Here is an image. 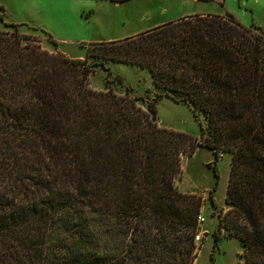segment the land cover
I'll use <instances>...</instances> for the list:
<instances>
[{"label":"trees","instance_id":"obj_1","mask_svg":"<svg viewBox=\"0 0 264 264\" xmlns=\"http://www.w3.org/2000/svg\"><path fill=\"white\" fill-rule=\"evenodd\" d=\"M18 29L0 30V264H192L201 196L173 180L197 146L230 155L214 244L223 228L238 264H264V29L193 13L83 57ZM108 62L146 69L202 115L199 136L159 126L153 102L90 87Z\"/></svg>","mask_w":264,"mask_h":264},{"label":"rangeland","instance_id":"obj_2","mask_svg":"<svg viewBox=\"0 0 264 264\" xmlns=\"http://www.w3.org/2000/svg\"><path fill=\"white\" fill-rule=\"evenodd\" d=\"M193 13H229L252 30L264 29V0H0V30H17L6 23L26 21L37 30H18L33 35L41 47L68 57H83L86 48H94L88 42L124 38ZM107 65L109 73L94 66L87 78L90 87L110 88L117 93L128 91L141 104L153 102L159 126L199 136L200 123L205 122L202 115L194 116L188 104L155 87L146 69L124 62ZM229 161L227 152L215 160L204 146H197L191 155H181L180 172L173 184L179 191L200 194L199 212L204 218L198 226L202 233L195 243L198 252L192 264H238L240 241L227 235L223 228L216 244L213 238L219 211L223 214L229 207L224 199ZM213 170L217 175L212 194L214 207L208 196L215 179Z\"/></svg>","mask_w":264,"mask_h":264},{"label":"built area","instance_id":"obj_3","mask_svg":"<svg viewBox=\"0 0 264 264\" xmlns=\"http://www.w3.org/2000/svg\"><path fill=\"white\" fill-rule=\"evenodd\" d=\"M203 216L201 215V213L199 212L197 215H196V221H197V228H196V231H195V234L193 236V241L196 243V241H198L200 239V236H201V232L198 228L199 226V223L203 220Z\"/></svg>","mask_w":264,"mask_h":264},{"label":"crops","instance_id":"obj_4","mask_svg":"<svg viewBox=\"0 0 264 264\" xmlns=\"http://www.w3.org/2000/svg\"><path fill=\"white\" fill-rule=\"evenodd\" d=\"M185 15H187V14H185ZM185 15H180L179 17H175V18H173L172 20H175V19H178V18H180V17H183V16H185ZM23 20H25V18H23ZM10 22H16V23H23V24H27L28 26H30L29 25V23H27L26 21H10ZM32 27V26H31ZM135 34V33H134ZM133 35V34H132ZM98 41H101V40H98ZM102 41H104V40H102ZM107 41V40H106ZM55 49V48H54ZM55 51H56V49H55ZM202 233V232H201ZM203 235H206V233L205 232H203ZM200 247V246H199ZM198 252V251H197Z\"/></svg>","mask_w":264,"mask_h":264}]
</instances>
